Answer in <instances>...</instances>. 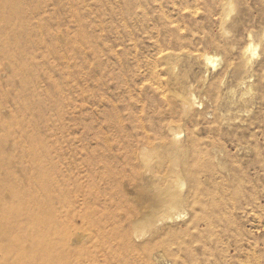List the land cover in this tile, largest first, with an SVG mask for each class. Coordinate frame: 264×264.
<instances>
[{"label":"rangeland","instance_id":"obj_1","mask_svg":"<svg viewBox=\"0 0 264 264\" xmlns=\"http://www.w3.org/2000/svg\"><path fill=\"white\" fill-rule=\"evenodd\" d=\"M230 1L0 0V264H58V201L89 177L139 209L150 177L187 173L218 205L180 240L264 264V0ZM152 241L141 259L174 264Z\"/></svg>","mask_w":264,"mask_h":264},{"label":"bare ground","instance_id":"obj_2","mask_svg":"<svg viewBox=\"0 0 264 264\" xmlns=\"http://www.w3.org/2000/svg\"><path fill=\"white\" fill-rule=\"evenodd\" d=\"M227 2L225 5L230 14L233 8H231V1L227 0ZM252 44H248L244 56L249 53L251 57H254L257 47ZM248 60H246L247 63H249ZM204 61L206 65L215 68V57L206 56ZM183 100L182 107L186 110L196 107L197 103L192 95H187ZM177 136L176 134L175 137ZM185 154L183 153V156ZM182 160L180 158L174 160L175 167L180 165ZM175 175L173 174L172 177L171 175H168L169 177L152 176L146 187L142 185L138 187L137 191L143 189L149 196L146 204L139 209L132 204L128 196L123 194V191L122 193L118 189L109 187V179L106 177L92 176L78 183L72 193L61 197L58 201V264H136L137 262L146 264V260L141 259L142 254L150 250L152 240L157 236L166 241L167 244L159 246L162 248L163 255L172 257L174 264H202L185 241L180 239L191 236V232L198 234L203 231L202 228L210 229L213 223L210 220L212 219L210 215L212 216L211 213L214 211L212 208L218 204H215L213 194L210 195L209 192L202 190V181L198 176L192 173H187L185 176ZM132 186H135L134 182ZM197 210H200L203 216L199 215ZM187 216L188 218L184 219ZM181 221L184 222L185 228L179 230L180 232L170 226ZM70 236L74 238L70 239ZM170 243L176 248L171 249ZM172 250L181 252L182 257L176 259L174 257L176 252ZM157 255L153 257L157 258ZM156 262L154 261V264Z\"/></svg>","mask_w":264,"mask_h":264}]
</instances>
